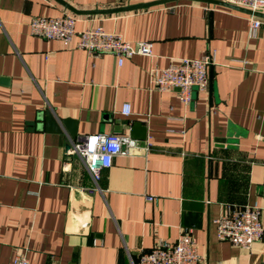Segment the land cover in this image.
I'll list each match as a JSON object with an SVG mask.
<instances>
[{"label": "crops", "instance_id": "0c3cea01", "mask_svg": "<svg viewBox=\"0 0 264 264\" xmlns=\"http://www.w3.org/2000/svg\"><path fill=\"white\" fill-rule=\"evenodd\" d=\"M154 1L0 0V264H133L183 228L202 264H264V235L244 248L219 240L215 223L226 205H257L264 227V23L252 36L248 13L221 0L102 12ZM65 13L77 31L150 41L151 55L118 66L74 48L76 36L65 46L29 33L32 17ZM207 52L210 89L189 104L153 87L152 68ZM47 109L76 137L130 136L139 122L146 137L132 139L150 148L115 156L95 183L67 130L45 129Z\"/></svg>", "mask_w": 264, "mask_h": 264}, {"label": "built area", "instance_id": "2783aa9c", "mask_svg": "<svg viewBox=\"0 0 264 264\" xmlns=\"http://www.w3.org/2000/svg\"><path fill=\"white\" fill-rule=\"evenodd\" d=\"M223 2L264 13V0H221ZM76 17L62 14L57 17L34 16L28 23L29 33L46 40L56 39L69 46L73 37L77 40L74 48L83 49L91 57L109 53L116 57L121 66L125 58L133 55L149 56L152 52L150 41H125L121 35L107 32L102 26L88 27L77 31ZM247 23L252 36H256L264 20L248 14ZM214 63L211 52L199 58H183L171 62L166 67L151 69V83L159 91H176L181 103L187 105L192 100V92L210 89V66ZM121 113L130 115V107L124 104ZM137 141L128 135L94 133L77 136L70 140V154L81 159L95 183L100 179L101 171L112 165L117 155L140 150ZM150 144L142 149L147 151ZM152 199V197H148ZM216 236L219 240L229 241L244 248L250 247L264 235L261 210L257 205H226L223 213L215 220ZM192 231L183 228L174 242L159 239L150 250L139 254L133 264H202ZM13 264H33L24 255L17 256Z\"/></svg>", "mask_w": 264, "mask_h": 264}, {"label": "water", "instance_id": "95a60500", "mask_svg": "<svg viewBox=\"0 0 264 264\" xmlns=\"http://www.w3.org/2000/svg\"><path fill=\"white\" fill-rule=\"evenodd\" d=\"M172 0H160V1H154V2H149V3H144V4H138V5H131L127 7H122V8H116V9H110V10H103L102 12H115V11H121V10H131V9H137V8H142L145 6L157 4V3H162V2H168ZM204 1H211V0H204ZM227 5L232 6L235 9H239L241 11H244L248 14H253L257 17H261L264 19V13L262 12H254L246 8H242L239 6H235L229 3L224 2ZM68 9H70L73 12H91V11H77L76 9L70 7L67 4H64ZM43 120H44V126L47 131H52V132H61L62 129H66L67 132L69 133V136L71 139H75L77 132L75 129V124L70 121V120H61L58 121L55 119L53 114L47 109L44 111L43 115ZM130 137L135 138V139H145L146 133H145V127L141 126V123L139 122H134L133 125L130 128ZM67 149L70 151V145L67 146Z\"/></svg>", "mask_w": 264, "mask_h": 264}]
</instances>
